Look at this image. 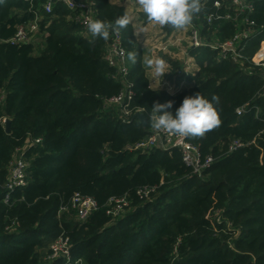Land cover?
<instances>
[{
	"label": "trees",
	"instance_id": "obj_1",
	"mask_svg": "<svg viewBox=\"0 0 264 264\" xmlns=\"http://www.w3.org/2000/svg\"><path fill=\"white\" fill-rule=\"evenodd\" d=\"M32 1L33 8L46 2ZM93 1L96 19L114 22L127 12L120 2ZM247 2L258 31L243 49L250 59L264 40V0ZM202 3L204 10L193 19L201 36L208 41L231 37L236 22L221 18L231 12L230 0ZM29 7L23 0L0 3V116L9 122L8 132L0 122V264H73L77 259L83 264H264L263 69L222 59L207 46L188 47L196 67L183 87L172 93L153 88L131 23L120 33L126 53H138L136 64L128 61V78L132 106L146 119L143 126L131 119L133 113L124 119L105 107L104 99L120 88L103 59L105 41L97 38L90 45L92 37L60 3L41 15L30 42L7 41L17 25L31 19ZM140 19L148 23L143 12ZM169 64L173 70L167 78L175 82L181 65ZM198 92L209 101L219 97L214 106L222 121L203 138H187L198 145L202 159L212 158L200 176L184 165L177 148H133L148 135L154 102L173 101L169 111L175 114L185 97ZM242 105L244 111L236 114ZM234 140L242 145L230 150ZM18 148L24 149L25 184L5 203L9 163ZM144 187L154 190L140 199L136 191ZM75 193L97 202L83 221L64 209ZM121 196L129 206L112 218L106 202ZM61 236L68 238L69 260L51 257V245Z\"/></svg>",
	"mask_w": 264,
	"mask_h": 264
},
{
	"label": "built area",
	"instance_id": "obj_2",
	"mask_svg": "<svg viewBox=\"0 0 264 264\" xmlns=\"http://www.w3.org/2000/svg\"><path fill=\"white\" fill-rule=\"evenodd\" d=\"M30 4L28 9L31 12L32 17L26 23H22L16 26L15 32L7 40L11 44H24L30 42L35 33L39 29V21L41 15L48 14L51 12L54 3H60L71 13H74V21L77 22L81 28L82 33L86 36H91V33L87 28L88 19H96V9L94 7L93 0H46V2L37 8H33L32 0H23ZM215 7L220 4L218 1L214 3ZM231 12L224 14L221 18L225 20H231L236 22V30L231 37L226 40L219 41H208L203 38L200 34V30L195 23L186 27L188 34L187 36H181L179 34L169 33L162 34L161 39L157 41L156 48L158 51L170 52L171 50L179 51L184 56V60L180 59V68L176 70L177 76H182V79L178 82H172L165 80L160 83V87L165 89L167 92L172 93L178 91L183 87V81L190 71L192 66V59L187 48H200L207 46L210 49L218 50L219 57L230 58L234 63L242 64L244 61L251 62L253 65L261 67L264 71V40L261 41V46L254 54L247 59L243 57V49L245 48L246 42L254 37L258 31L253 29L254 23L250 20L249 15L253 11L252 5L247 0H230ZM212 16L207 17V22L212 21ZM219 17V16H218ZM220 18V17H219ZM185 39L187 42L186 48L181 47V40ZM103 59L109 67L114 70L112 78L114 81L120 84L118 93L104 99L105 107H112L116 112L123 115V118H129L133 113H140V108H134L132 106V100L134 91L132 89V83L128 78V60L126 49L123 46L121 33L110 34V39L105 41ZM194 60V59H193ZM195 62V61H193ZM264 97V81L261 88V93ZM244 105L235 109L236 114L240 115L244 111ZM132 114V115H133ZM0 122L5 125L7 118L0 116ZM40 139L30 141L38 142ZM253 141H251L252 143ZM242 143L238 140L232 141L229 149L234 150L240 147ZM153 147H160L162 149L177 148L181 155V160L191 169L193 174L200 176L201 173L207 169L212 161L210 156L202 159L198 145L190 142L185 137L169 135L164 131H157L150 127L146 139L136 143L134 149H150ZM24 149L18 148L12 155L9 163V177L5 185L7 193L4 196V202L7 203L9 200L10 192L16 187L25 184V168L26 161L24 160ZM154 188H139L136 194L140 199H146L153 192ZM129 200L126 196L121 197H110L106 202V213L112 218L119 216L128 206ZM70 208L74 211L75 216L80 221L85 220L92 211L97 208V202L85 195L79 193L73 194L69 201V205L64 208ZM52 255L55 257L62 255L64 258L69 260V244L67 237H59L52 245ZM73 264H82L81 259L76 260Z\"/></svg>",
	"mask_w": 264,
	"mask_h": 264
},
{
	"label": "clouds",
	"instance_id": "obj_3",
	"mask_svg": "<svg viewBox=\"0 0 264 264\" xmlns=\"http://www.w3.org/2000/svg\"><path fill=\"white\" fill-rule=\"evenodd\" d=\"M3 0H0L2 3ZM137 4L146 15L149 23L159 26H170L177 30L184 29L192 24L196 15L204 10L202 0H137ZM87 28L92 39L88 43L94 44L97 38L108 41L110 34H119L128 28L132 18L125 12L110 22L102 19H88ZM139 35V33H135ZM138 53L127 52V60L137 63ZM143 64L151 70L154 77H162L167 70V62L162 57L143 58ZM219 97L213 96L211 101L204 98L200 92L183 99L181 106L173 114L169 109L173 101L165 103L154 102L148 116L150 126L157 131H164L169 135L185 138H203L206 133L217 129L221 125L220 113L214 105L219 104Z\"/></svg>",
	"mask_w": 264,
	"mask_h": 264
},
{
	"label": "rangeland",
	"instance_id": "obj_4",
	"mask_svg": "<svg viewBox=\"0 0 264 264\" xmlns=\"http://www.w3.org/2000/svg\"><path fill=\"white\" fill-rule=\"evenodd\" d=\"M113 2H124L121 0H112ZM126 2V7H127V13L130 15L132 18V25L135 29L136 33H139L137 37L138 42L144 49V54L143 58L145 56L148 57H162L167 63L169 61H174L173 59L179 58L181 61H183L185 58L183 54H181L179 51L171 50L170 52H163V51H158L157 48L155 47L157 44V41L161 39L160 33L163 32L161 27L157 24L153 23H146L143 24L142 20L140 19V14L142 13V10L137 4V0H125ZM188 31L186 28L180 30V35L181 36H187ZM38 39H36L35 43L38 44ZM187 42L185 39L181 40V47L186 48ZM261 44L257 48V50L260 48ZM243 57L246 58L245 54H242ZM192 59V66H190V71L196 67L195 62ZM147 68V67H146ZM171 72L169 68H167ZM169 73H165L164 76L165 78L169 76ZM152 74V73H151ZM152 76V75H150ZM78 260V259H77ZM76 262V261H75ZM81 263L83 264V260L81 259Z\"/></svg>",
	"mask_w": 264,
	"mask_h": 264
},
{
	"label": "crops",
	"instance_id": "obj_5",
	"mask_svg": "<svg viewBox=\"0 0 264 264\" xmlns=\"http://www.w3.org/2000/svg\"><path fill=\"white\" fill-rule=\"evenodd\" d=\"M121 1H124V2H122L123 4H125L126 5V2H125V0H121ZM121 3V2H120ZM127 8V7H126ZM179 32H180V30H177V29H175L174 31H172V33H174V34H179ZM162 34H165V32H161L160 33V35H162ZM174 61H177V63H178V65L180 64V60H179V58H177V59H174ZM167 65H168V68L171 70V72H172V67H171V64H169V63H167ZM169 71V70H168ZM146 73H147V76L149 77V79H150V85H151V87H153V88H156V87H160V83L159 82H162V81H165V80H169V81H172L170 78H165V76H163V78L162 77H154L153 76V74H151L152 72H151V70H149L148 68H146ZM167 73H169V72H167ZM150 75H152V76H150ZM173 79H175L174 77H173ZM181 79H179V76H177V80L175 81V82H178V81H180ZM184 82H185V79H184V81H183V84H184ZM161 88V87H160Z\"/></svg>",
	"mask_w": 264,
	"mask_h": 264
},
{
	"label": "water",
	"instance_id": "obj_6",
	"mask_svg": "<svg viewBox=\"0 0 264 264\" xmlns=\"http://www.w3.org/2000/svg\"><path fill=\"white\" fill-rule=\"evenodd\" d=\"M137 118L138 121L144 126L145 125V122H146V119H145V116L142 114V113H134L131 117V119H134V118ZM5 130L6 132L9 131V122L7 121L5 123Z\"/></svg>",
	"mask_w": 264,
	"mask_h": 264
}]
</instances>
